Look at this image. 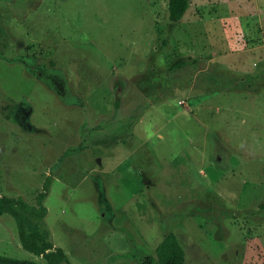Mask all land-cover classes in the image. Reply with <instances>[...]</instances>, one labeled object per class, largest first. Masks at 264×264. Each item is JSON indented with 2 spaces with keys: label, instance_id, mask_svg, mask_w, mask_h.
Returning a JSON list of instances; mask_svg holds the SVG:
<instances>
[{
  "label": "rangeland",
  "instance_id": "1",
  "mask_svg": "<svg viewBox=\"0 0 264 264\" xmlns=\"http://www.w3.org/2000/svg\"><path fill=\"white\" fill-rule=\"evenodd\" d=\"M167 5L0 0V194L49 179L62 264H142L169 231L183 264H264V0ZM206 69L232 84L196 90ZM2 255L45 264L8 213Z\"/></svg>",
  "mask_w": 264,
  "mask_h": 264
},
{
  "label": "trees",
  "instance_id": "2",
  "mask_svg": "<svg viewBox=\"0 0 264 264\" xmlns=\"http://www.w3.org/2000/svg\"><path fill=\"white\" fill-rule=\"evenodd\" d=\"M190 3L191 0H168L167 27H171L182 20L190 7ZM190 61L196 62L190 56H181L170 64L168 71L172 72L182 69ZM230 79V76L227 77L218 70L206 69L203 72H199L195 89H203L206 92L221 91L222 88L230 86ZM205 84L206 86L204 87L203 85ZM49 184L50 181L48 179L44 183L43 191L37 196V205H31L21 197H10L0 194V214L8 213L13 216L17 224L21 246L25 250L42 257L45 260V264L69 263V258L65 251L53 244L47 230L44 229L43 218L46 216L47 210L43 205V199L49 190ZM185 259V248L179 241L177 234L169 231L156 247L155 252L146 254L142 264H183ZM0 264L40 263L2 255L0 256Z\"/></svg>",
  "mask_w": 264,
  "mask_h": 264
}]
</instances>
